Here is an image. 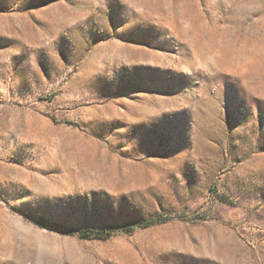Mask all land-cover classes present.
Segmentation results:
<instances>
[{
    "label": "rangeland",
    "instance_id": "1",
    "mask_svg": "<svg viewBox=\"0 0 264 264\" xmlns=\"http://www.w3.org/2000/svg\"><path fill=\"white\" fill-rule=\"evenodd\" d=\"M0 264H264V0H0Z\"/></svg>",
    "mask_w": 264,
    "mask_h": 264
},
{
    "label": "trees",
    "instance_id": "2",
    "mask_svg": "<svg viewBox=\"0 0 264 264\" xmlns=\"http://www.w3.org/2000/svg\"><path fill=\"white\" fill-rule=\"evenodd\" d=\"M166 219L160 218L159 216L157 217H150V218H141L133 223H129L128 225L120 228V229H112V228H105V229H79V230H68L62 225H55L52 224L48 220H41L39 224L41 226H46V225H54L63 230L67 234H76L81 238H107L110 236L113 232L116 231H125L127 233L133 232L136 228H148L160 223L165 222Z\"/></svg>",
    "mask_w": 264,
    "mask_h": 264
}]
</instances>
